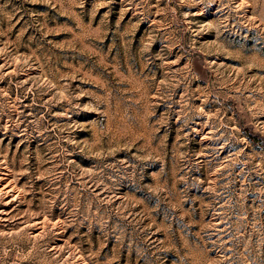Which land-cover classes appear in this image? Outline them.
<instances>
[{
	"label": "rangeland",
	"instance_id": "1",
	"mask_svg": "<svg viewBox=\"0 0 264 264\" xmlns=\"http://www.w3.org/2000/svg\"><path fill=\"white\" fill-rule=\"evenodd\" d=\"M0 264H264V0H0Z\"/></svg>",
	"mask_w": 264,
	"mask_h": 264
}]
</instances>
